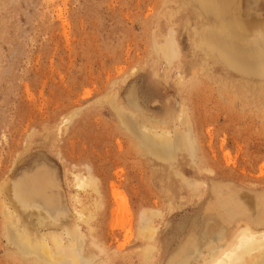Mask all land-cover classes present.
Listing matches in <instances>:
<instances>
[{
	"label": "rangeland",
	"instance_id": "obj_1",
	"mask_svg": "<svg viewBox=\"0 0 264 264\" xmlns=\"http://www.w3.org/2000/svg\"><path fill=\"white\" fill-rule=\"evenodd\" d=\"M239 8L244 19L264 26V0H240ZM198 24L184 0H0V184L11 188L24 172L43 165L56 184L60 223L74 216L70 195L78 192L91 233L87 224L80 227L103 249L101 264H142V211L161 212L152 217L157 231L148 241L155 246L150 264H159L192 220L199 222L211 182L264 194V93L256 90L264 70L253 71L245 88L236 87L244 72L192 47L190 33ZM169 27L179 49L171 66L151 46L163 42ZM129 93L136 107L129 105ZM118 105L157 125L176 115L165 125L172 138L189 126L193 158L182 152L173 168L143 155L120 126ZM178 114L186 118L184 128ZM76 173L94 177L99 195L77 190ZM183 179L203 184L191 194ZM111 182L126 200L124 210L111 196ZM9 187L2 190L7 199L0 190V264H26L11 254L2 209H15L28 225L45 211L19 203ZM48 231L41 226L38 232Z\"/></svg>",
	"mask_w": 264,
	"mask_h": 264
},
{
	"label": "bare ground",
	"instance_id": "obj_2",
	"mask_svg": "<svg viewBox=\"0 0 264 264\" xmlns=\"http://www.w3.org/2000/svg\"><path fill=\"white\" fill-rule=\"evenodd\" d=\"M239 1L184 0L185 5H193L195 18H199V24L196 27L193 26L195 28L190 33L192 47L194 46L195 50L203 52L204 57L219 62L226 69L232 68L235 72H244L245 74L240 77L238 82L236 81L235 85L238 88H245L247 83L253 82V79L248 78L253 71L264 70V26H262L263 24H257V22L254 23L256 21L254 19H244L242 13H240ZM172 2L175 3V1H171V5ZM168 3L170 4L169 1ZM179 7L181 6L179 5ZM173 16L169 14L171 19ZM174 21L176 22V20ZM171 28L169 27L168 30ZM152 44V49L157 54L156 57L162 59L167 66H171L173 60L179 57V49L171 30L163 42ZM202 61L204 66L208 68V61L205 58ZM191 65H193V62ZM175 76L183 80V75L178 74ZM180 83L181 81H179V85ZM259 83L256 90L260 96L264 93V83L263 81ZM127 101L129 105L137 106V103L133 102L130 93ZM129 105L127 107L118 105L114 112L126 134L133 137L134 144L139 152L167 163L168 167H173L176 156L182 152L193 158L194 143L188 132L189 126L188 128L185 126L187 132H179L177 128L178 132L172 138L165 125L173 119L175 122L176 115L170 121L168 120L169 122L162 121V124L158 123L159 125H157V122L152 123L142 117L139 112L131 110L132 108ZM135 114L139 115V119L136 118L137 115ZM179 116L182 118L178 123L181 121L179 125L184 128V124L187 123L186 118L183 119L181 114ZM63 122L65 121L63 120ZM182 182L191 194L197 192V188L200 184H203L201 181L190 179H183ZM72 183L77 190L84 191L85 188H89L94 191L96 196L99 195L97 182L89 173L85 176L79 173L74 174ZM0 186L1 194L7 199L8 197L4 196V193L8 192L9 186L5 187L1 184ZM109 186L111 196L119 205V210L127 208L125 207L126 200L124 196L114 188L115 183L111 182ZM55 187L56 184L50 172L43 165L24 172L13 182L12 187H9V191L10 189L13 191L16 201L27 205L29 208L33 207V209L45 211V214H40L39 217L34 216L29 226L28 221H26L27 224H24L26 223L25 220L19 217L18 214L20 213L14 212V208L13 211L10 209L11 212L8 208L10 206H5L4 211L2 209L4 213L3 234L9 246L13 247L11 254L17 260L28 264H101L102 259L99 256L104 253L103 249L97 245L96 240L93 238L90 237V241H87L80 227V223H83L87 224V231L92 230L90 229L91 225L88 224L91 216L86 217L87 214H85L86 218L83 216L86 206H81L82 200L78 192H73L74 194L70 195L73 202L71 206L74 209V216L71 220L66 221V224L64 222L60 223L61 220L57 222V215L61 210L56 207L54 209L57 204L56 197L54 198L55 193L53 194ZM2 190L5 192L3 193ZM192 196L200 198V195L197 194ZM92 204L95 205L93 207L96 209L97 201ZM79 206L80 208L77 209ZM160 213L157 210L142 211L139 215L138 237L146 241L143 242L146 245L138 256L142 259V264H150L153 259L151 250H154L155 246L148 241L153 240L157 231V225L154 224L152 217H159L161 216ZM201 214L202 217L199 222L197 223L195 219L192 220L189 230L179 237L172 252L165 255L164 261L159 262V264H264V194L250 192L226 182H211L205 203L202 205ZM36 215L38 214L36 213ZM84 218L89 219L85 220ZM41 226H45L49 231L46 233L38 232ZM90 248H95L96 252Z\"/></svg>",
	"mask_w": 264,
	"mask_h": 264
}]
</instances>
